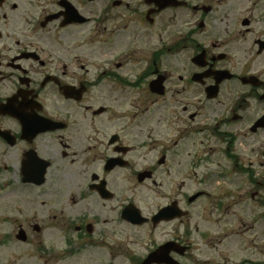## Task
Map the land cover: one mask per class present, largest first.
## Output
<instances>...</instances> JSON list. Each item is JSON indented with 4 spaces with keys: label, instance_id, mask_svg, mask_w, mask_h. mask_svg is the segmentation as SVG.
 I'll use <instances>...</instances> for the list:
<instances>
[{
    "label": "flooded vegetation",
    "instance_id": "flooded-vegetation-1",
    "mask_svg": "<svg viewBox=\"0 0 264 264\" xmlns=\"http://www.w3.org/2000/svg\"><path fill=\"white\" fill-rule=\"evenodd\" d=\"M190 141L205 153L186 155ZM256 148L264 0H0V264H115L137 240L121 225L176 221L187 229L148 238L130 264L169 242L172 260L202 264L190 259L189 219L211 197L202 167L214 155L219 196L208 205L217 221L233 217L220 243L242 253L233 264H264ZM129 176L165 199L150 216L128 199ZM192 177L203 187L191 190ZM129 206L147 220L129 221ZM171 206L180 217L153 221Z\"/></svg>",
    "mask_w": 264,
    "mask_h": 264
},
{
    "label": "rangeland",
    "instance_id": "rangeland-1",
    "mask_svg": "<svg viewBox=\"0 0 264 264\" xmlns=\"http://www.w3.org/2000/svg\"><path fill=\"white\" fill-rule=\"evenodd\" d=\"M103 105V104H102ZM81 112V110H80ZM79 112V113H80ZM191 143L188 145L189 150L186 149L185 154L189 151L193 153V151H201L202 148L198 143ZM183 146V145H182ZM209 147V146H207ZM215 149V145L210 146L208 149V153L213 152ZM256 151L259 152V156L256 153V168H260L258 165L264 161V150L261 152L258 148H256ZM145 153V152H144ZM155 151H152V153L144 154L148 159L151 155H153ZM204 150L201 151V154H204ZM190 155V154H189ZM208 154H206L204 157H207ZM255 160V161H256ZM146 161V160H144ZM216 161H217V155H214L212 157V163L207 165L206 169L202 167L203 170L208 171L207 173V190L210 191L211 197L210 198H203L199 200L197 203H194L192 207V214L189 219L190 225H191V244L192 249L189 252L190 259L196 261L198 260L200 263L207 262V264H218L220 262L224 264H233L239 259L243 258L242 253L238 254L239 251H236V244L231 239H227L226 242H224L223 246L220 243V235L221 230L224 228V233H232V227L231 223L233 220L232 216H228L224 219V223L221 221H217L219 219L217 215L216 210L211 211V206L208 205L209 203H212V201H215L216 197L219 196V193L216 191V186L218 185V178H217V167H216ZM143 163V162H142ZM144 164V163H143ZM212 174V175H211ZM233 178L224 179L225 183L231 181ZM119 182V179L116 180V183ZM192 182V183H191ZM198 178H191L190 185L192 186L191 190H195L196 188L203 187L201 185H198ZM223 182V181H222ZM221 182V183H222ZM224 182L222 184L226 185ZM127 196L128 199L132 200L143 212L144 215L150 216L152 213L155 212L156 206L161 205L165 202V199L158 198L155 194V188L152 184L151 179L145 180L143 184H139L135 177L129 176L127 181ZM7 196L8 193H2L0 194L1 197V205L0 207L3 208L5 203H7ZM5 198L4 201H2ZM215 204H213L214 206ZM204 207H207V211H204ZM7 210V207H4L1 209V212H4ZM204 214V217L200 215V213ZM181 221H176L174 224H167L164 226H161L160 228L153 230L150 227L147 226H138V227H131L130 225H121L119 229H121V233L123 235H129L130 239H135L136 243L133 244L132 242L128 241V247L127 252H123L118 254V252H115L117 255H112L113 258L111 260L115 264H130L128 257L130 254V251H134V253H143L144 249L148 247V245L152 244L153 242L151 240H147L148 238H157L156 240H161L166 236L165 233L168 231L171 233L172 229H174L175 233L180 232L182 230L187 229V226H180ZM185 222V221H184ZM171 230V231H170ZM121 237V236H117ZM116 237V239H117ZM140 238V240H139ZM121 243V242H120ZM125 245V243H123ZM130 250V251H129ZM225 257L227 261H225ZM257 258L259 256L257 255ZM99 255H96L95 257V263L99 264ZM107 260L110 259L106 258ZM66 264V263H65Z\"/></svg>",
    "mask_w": 264,
    "mask_h": 264
},
{
    "label": "water",
    "instance_id": "water-1",
    "mask_svg": "<svg viewBox=\"0 0 264 264\" xmlns=\"http://www.w3.org/2000/svg\"><path fill=\"white\" fill-rule=\"evenodd\" d=\"M132 206L128 207V212H127V217L128 220H133V222L135 223H142L145 220H147L146 218L141 217L140 219H134V217L132 218L131 216V211ZM175 208L174 206H171L169 208H164L163 210L160 211V213L158 215H155L153 217V221L159 220L160 218H173V217H180L181 215L178 213H175ZM175 247V248H174ZM178 244L174 243V242H169L163 246H161L160 248H158L157 250H155L153 253H151L143 262V264H151V263H166V264H179L178 262L172 260L169 257V252L173 249H177Z\"/></svg>",
    "mask_w": 264,
    "mask_h": 264
}]
</instances>
